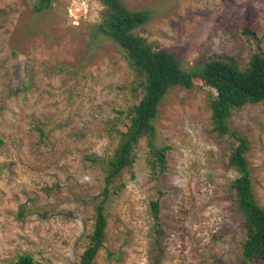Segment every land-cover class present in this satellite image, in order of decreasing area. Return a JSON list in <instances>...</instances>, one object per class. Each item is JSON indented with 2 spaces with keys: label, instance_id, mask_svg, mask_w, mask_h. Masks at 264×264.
Returning <instances> with one entry per match:
<instances>
[{
  "label": "rangeland",
  "instance_id": "374dc122",
  "mask_svg": "<svg viewBox=\"0 0 264 264\" xmlns=\"http://www.w3.org/2000/svg\"><path fill=\"white\" fill-rule=\"evenodd\" d=\"M37 1L0 0V264L25 252L44 264L77 261L103 189V173L89 157L103 155L111 141L106 120L141 94L136 100L124 51L94 34L100 0H54L43 12L34 10ZM122 1L151 12L136 32L175 48L186 70L200 55L246 61L258 47L246 28L264 49V0ZM214 92L200 80L168 90L155 119L160 141L171 146L163 193L150 181L142 139L126 186L111 202L96 264H251L228 187L237 175L227 166L229 141L210 131ZM229 124L250 140L247 157L264 206V102L245 105Z\"/></svg>",
  "mask_w": 264,
  "mask_h": 264
},
{
  "label": "trees",
  "instance_id": "16d2710c",
  "mask_svg": "<svg viewBox=\"0 0 264 264\" xmlns=\"http://www.w3.org/2000/svg\"><path fill=\"white\" fill-rule=\"evenodd\" d=\"M53 1L38 0L34 10H48ZM100 1L103 5L101 21L96 25L94 34L105 37L124 51L129 67L136 76V100L138 93L141 94L137 102L117 110L114 117L106 120L103 133L111 141L103 155L89 157L92 165L103 173V189L94 208L91 226L82 236L83 249L74 264H96L107 239L111 202L126 186L125 174L133 170L137 145L142 139L146 142L150 181L162 195L159 179L169 169L171 146L160 141L155 119L171 87L181 85L192 88L196 80L215 91L210 100V131L229 141L227 166L234 169L237 175L231 179L228 187L233 194L234 205L241 212L245 229L242 255L251 264H264V206L257 200L254 190L252 169L247 157L250 140L245 133L233 129L229 124L235 112L245 105L264 102V49L260 47L261 37L251 28L244 30L249 40L258 41L257 49L246 61L226 53L200 55L192 68L186 70L175 48L159 47L136 32L150 20L151 12L148 9H131L122 0ZM150 206L156 232L160 234V198L153 199ZM13 264L44 263L32 253L25 252L18 255Z\"/></svg>",
  "mask_w": 264,
  "mask_h": 264
},
{
  "label": "built area",
  "instance_id": "2783aa9c",
  "mask_svg": "<svg viewBox=\"0 0 264 264\" xmlns=\"http://www.w3.org/2000/svg\"><path fill=\"white\" fill-rule=\"evenodd\" d=\"M85 10L87 11V7L85 8ZM73 16L76 18L74 22H78V15H73Z\"/></svg>",
  "mask_w": 264,
  "mask_h": 264
}]
</instances>
